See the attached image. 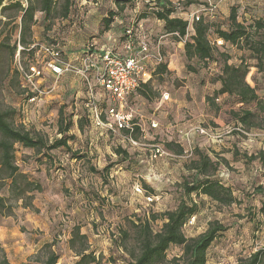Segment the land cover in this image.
Wrapping results in <instances>:
<instances>
[{
	"label": "rangeland",
	"instance_id": "obj_1",
	"mask_svg": "<svg viewBox=\"0 0 264 264\" xmlns=\"http://www.w3.org/2000/svg\"><path fill=\"white\" fill-rule=\"evenodd\" d=\"M170 1L177 8L173 16L190 22L188 35L181 41L164 35V23L154 16L156 0H137L127 5L108 32H104L103 19L110 11H118L114 0H72L67 19L46 21L43 13L36 12L27 46L18 41L20 19L6 25L0 11V42L10 37L11 46L17 42L18 47L13 59L8 50L0 54V108L15 110L16 128L33 136L42 135L50 142L62 137L58 129L61 111L63 119H72L74 124L65 135L69 137V149L38 154L22 145L15 146L20 171L31 181L41 183L42 191L30 193V199L23 201L9 200L12 215L0 216V264L4 259L9 264H40L49 251L59 255L58 264H75L78 257L70 249L69 240L77 225L88 236L90 250L100 258L99 264L127 263L131 249L119 246L120 229L129 228L130 221L140 217L149 218L177 207L183 197L181 184L191 181L195 173L189 168L196 148L221 163L215 177L232 189L238 203L224 207L206 196L192 195L199 203V213L185 226L186 236L200 235L212 220L228 226L209 248L208 264H236L264 249V218L259 214L264 205V130L238 127L231 114L242 107L255 110V105L244 106L228 95L219 96L215 104L208 102L207 98H213L220 87L216 78L221 62L205 65L189 61L184 49L194 34L193 14L229 29L231 8L237 7L239 22L249 26L256 20L264 21V0H191L196 3L190 6V0ZM139 25L141 32L137 30ZM128 29L148 42L153 61L167 63L169 72L161 78L151 76L148 99L137 92L122 103H113L102 88L94 87L104 123L99 126L91 114L92 97L86 82L73 72L57 76L48 65L52 59L44 47H60L62 63L79 65L81 52L90 46L126 54ZM209 38L216 40L213 31ZM217 45L230 55V63L249 66L247 81L264 102V73L258 72L251 52ZM32 68L36 72L30 81L25 74ZM114 106L131 116V124L140 128L138 140L134 139L138 145H132L130 135L115 125L109 114ZM172 140L182 144V155L166 149ZM156 145L168 155L153 158ZM120 147L129 153L127 159L117 153ZM251 155L256 159L247 161L245 156ZM223 158L228 164L222 163ZM0 195L11 197L8 187ZM254 214L256 218H252ZM161 226V220L153 223L156 231ZM128 244V248H135L133 239ZM182 253V247L172 246L167 257L171 260Z\"/></svg>",
	"mask_w": 264,
	"mask_h": 264
},
{
	"label": "trees",
	"instance_id": "obj_2",
	"mask_svg": "<svg viewBox=\"0 0 264 264\" xmlns=\"http://www.w3.org/2000/svg\"><path fill=\"white\" fill-rule=\"evenodd\" d=\"M136 1L114 0L118 11H110L108 16L103 19L104 32L110 30L119 12L124 11L127 5ZM59 3L60 9H58ZM195 3L190 0L187 5L190 6ZM72 5V0H25V2L15 0L9 4H4L3 0H0V11L7 21L6 25L20 19V38L18 41L21 45L27 46L36 12L43 13L46 21L56 17L67 19ZM9 11L15 14L13 16L8 15L7 12ZM176 12L177 8L170 0H156L154 16L164 23V35H173L177 41H181L188 35L190 22L184 18L173 16ZM209 12L212 11L209 9ZM229 21V29H224L216 22L206 20L203 16L200 17L199 21H194V34L190 40L185 42V55L189 61L195 60L205 65L209 62H221V72L216 78V82L220 84V87L215 91L214 97H208L207 101L215 104V100L219 96L228 95L235 97L239 104L244 106L255 105V110L242 107L239 110L231 111V114L238 127H244L248 130H251V128L264 130V102L257 93L256 88L247 81L250 72L249 66L245 63L240 65L230 63V55L221 52L219 45H217L221 42L220 45L222 46L232 45L240 49H247L257 62L258 72L264 73V35L261 34L264 29V21L256 20L254 24L246 26L238 20L237 7L231 8ZM137 30L139 32V27ZM127 31L125 34L126 40H128ZM212 31L216 35L214 42L209 38ZM133 35L135 37L140 36L135 30ZM46 46L55 47L62 54L60 47L54 44H47ZM17 48V42L11 46L10 37L0 42V54L8 50L12 59ZM88 48L98 53L106 51L96 50L93 46H90L81 52L82 55ZM146 67L153 77L159 76L161 78L169 72L168 64L164 62H147ZM147 90L152 91L150 80L142 83L137 92L148 99ZM14 114L15 110L13 109L0 108V191L8 187L11 195V197L0 195V216L12 215L13 207L8 203L11 198L23 201L25 198L30 199V193L42 191L41 183L31 181L26 174L20 171L15 162V146L17 144L22 145L26 149L35 150L38 154L42 152L49 154L62 147L69 149V137L65 135L74 126L72 119L68 121L63 119V112L61 111L58 129L62 137L50 142L42 135L33 136L28 131L16 128L13 125ZM124 131L125 135H130L133 139L138 140L136 134L140 132L139 127H136L132 133L128 130ZM166 147L168 151H177L179 155L184 153V147L179 142L172 140L166 144ZM117 153L124 154L126 159L129 157V153L121 147L117 149ZM237 155L238 153H236ZM194 156L195 158L191 160L189 169L195 171V173L191 174V181L185 180L181 184L183 197L175 209L153 214L149 218L140 217L136 221H130L129 228L132 230L129 228L120 229L121 242L119 246L127 250L131 249L129 250L131 260L125 264H208L207 252L209 248L228 230V226L219 220H212L203 233L188 238L184 228L191 218L199 213V203L193 199L192 195L197 197L206 196L219 206L224 207L232 206L238 203V200L232 189L222 184L215 177L221 163L215 162L208 154L198 148H196ZM245 157L247 161L256 159L255 155ZM221 161L228 164V160L225 158ZM26 206H29V204H26ZM259 214L264 218V205L260 208ZM252 218H256V214ZM158 220L162 221V226L156 231L153 223ZM130 239H133L135 248H128ZM69 246L78 257L75 264H99L100 258L90 250L88 236L81 231V227L78 225L72 230ZM172 246L182 247L183 253L181 257L169 260L167 251ZM59 258L56 252L49 251L47 256L40 261V264H58ZM3 263L9 264L6 259ZM236 264H264V249L257 250L248 258L240 259Z\"/></svg>",
	"mask_w": 264,
	"mask_h": 264
},
{
	"label": "built area",
	"instance_id": "obj_3",
	"mask_svg": "<svg viewBox=\"0 0 264 264\" xmlns=\"http://www.w3.org/2000/svg\"><path fill=\"white\" fill-rule=\"evenodd\" d=\"M210 11H213V9H210ZM192 19L193 21H199L200 16L193 14ZM139 31H142V25H139ZM127 35L126 54L117 55L112 51L98 53L88 48L80 57L79 65L72 64V62L62 63L60 61L61 52L58 49L44 47V51L52 59L51 62H48V65L57 76H61L66 72H73L86 82L92 97L91 114L95 123L99 126L104 125V123L94 96V87L99 86L102 88L113 103H122L136 93L142 83H146L151 78V75L146 72V63L153 61L150 45L144 38L135 37L131 30L127 31ZM157 58H159V61L162 60L161 56H157ZM31 71V73L25 74V77L30 81L36 69L32 68ZM146 77L148 78L146 79ZM109 114L119 130H128L131 133L134 131L135 126L131 124V116L124 115L115 106L110 108ZM110 127L112 128V125ZM153 127H157V125L153 124ZM132 138L131 136L129 138L131 144L138 145V142ZM163 155L168 154L160 146L153 147V158Z\"/></svg>",
	"mask_w": 264,
	"mask_h": 264
},
{
	"label": "crops",
	"instance_id": "obj_4",
	"mask_svg": "<svg viewBox=\"0 0 264 264\" xmlns=\"http://www.w3.org/2000/svg\"><path fill=\"white\" fill-rule=\"evenodd\" d=\"M218 7H219V5H218Z\"/></svg>",
	"mask_w": 264,
	"mask_h": 264
}]
</instances>
